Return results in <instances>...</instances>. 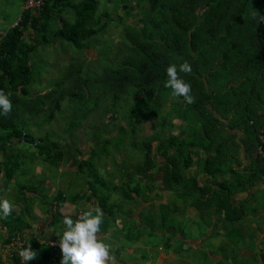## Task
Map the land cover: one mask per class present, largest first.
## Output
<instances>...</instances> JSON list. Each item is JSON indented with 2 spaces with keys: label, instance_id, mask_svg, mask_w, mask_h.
Masks as SVG:
<instances>
[{
  "label": "trees",
  "instance_id": "1",
  "mask_svg": "<svg viewBox=\"0 0 264 264\" xmlns=\"http://www.w3.org/2000/svg\"><path fill=\"white\" fill-rule=\"evenodd\" d=\"M50 0H44L48 2ZM72 8V21L60 18L61 25L55 35L77 47L93 37L99 25L94 0H54ZM140 16L134 29H125L129 41L123 49H117V64H108L101 73L85 74L74 62H69L54 85L44 91L32 93V67L28 62L34 45L23 41L24 30H36L45 38L48 13L38 16L24 10L17 23L0 38V89L12 103V110L3 115L0 110V152H6L8 139L28 141L21 124L25 117L41 115L51 121L65 99L83 102L85 115L99 109L104 100L117 105L129 90H140L135 106L155 113L163 98L173 95L165 87L166 69L171 64L187 61L191 72L179 73L191 85L195 103L187 104L182 96L183 117L194 121V128L185 135L152 137L142 140V151L137 173L153 180V173L160 174V189L182 191L190 205L199 210H216L229 222L241 219L245 207L233 201V193L248 192L264 181V156L257 150L260 143L264 151V139L258 132L264 128V0H137ZM134 110L130 114H134ZM158 150H154V142ZM257 141V143H256ZM231 151L227 152L226 146ZM38 153L45 161L57 162L62 153L40 138ZM190 147L201 153L199 169L183 175L192 164ZM51 152V153H50ZM247 163L241 161V153ZM161 158L157 160V157ZM0 172L3 180L14 179L21 166V156L4 155ZM239 168H233L231 162ZM88 166L92 181L103 185L100 176L87 160L78 165L80 170ZM230 174V178H221ZM89 180V190L96 207L104 215L111 216L115 203L109 202L107 193H98ZM147 186H150L147 184ZM64 196L55 195L58 206ZM168 202L159 204L162 227L171 215ZM75 220L76 215H67ZM3 222L9 229V238L20 233V217L12 211ZM33 260L41 257V244L36 237L27 239ZM9 258V250L7 249ZM31 260V261H33ZM22 264V263H18Z\"/></svg>",
  "mask_w": 264,
  "mask_h": 264
},
{
  "label": "rangeland",
  "instance_id": "2",
  "mask_svg": "<svg viewBox=\"0 0 264 264\" xmlns=\"http://www.w3.org/2000/svg\"><path fill=\"white\" fill-rule=\"evenodd\" d=\"M79 1L70 0L72 4ZM94 1L97 6L95 13L99 16L96 25L99 28L93 37L85 40L83 47H77L55 35L61 25V17L69 21L75 18L72 8L61 2L50 0L44 4L42 11L48 13L45 38L30 27L24 30V43L34 45L28 55V62L32 67L29 87L32 93L50 89L69 62L76 63L85 74L101 73L104 66L119 62L116 51L123 49V42L129 41L124 28L131 30L136 27L141 15L138 11L139 2ZM23 6L24 0V11ZM8 30L1 29L0 38ZM141 95L140 90H129L117 105H111V100L107 99L99 109L87 115V107L83 102L65 99L51 121H45L41 115L25 117L21 128L26 134L31 133V138L28 141L8 139L9 147L6 152H0V163L6 154L21 156V166L17 168L14 181L29 183L26 188L39 190L45 197L44 202H51L53 205L56 193L61 192L78 207V215L96 208V200L89 190L88 181H92L90 169L88 166L83 167V170L78 168L81 161L87 160L103 181V185L92 181L97 192L107 193L109 202L116 205L111 216H103L100 233H107L109 238L116 237L122 241L128 239L130 244L140 238L141 242L148 245L167 247L178 244L179 252L183 250V244H191L201 238V241L206 242L203 247L207 254L216 256L223 253L219 261L228 258L234 261L235 255H239L241 260H246L249 264H264V188L260 183L246 197L247 214L243 220L227 223L216 210H194L182 191L160 189L159 173H153V180L137 173L142 158L139 147L142 140L156 136L165 138L168 134L183 136L194 128V121L183 117L182 99L169 95L162 99L155 113H149L135 106ZM132 110L134 114H130ZM40 138L61 151L59 161H45L38 153L37 143ZM153 145L157 151L158 142L155 141ZM226 150L230 153V145L226 146ZM188 153L193 162L188 169L183 170L185 177L198 170L201 163L196 156H201L198 150L190 147ZM160 158L161 155L157 160ZM231 166L239 168L234 160ZM221 178L229 179L230 174ZM12 196L8 194V200ZM10 201L14 204V201ZM161 202L171 205V215L166 223L171 224V227L161 226ZM48 217L49 214H44V219ZM36 220L33 213L30 214L31 230H23L19 234L25 239H29V233L38 235ZM205 231L208 232L207 235H204ZM60 233L62 234V230ZM46 237L45 234L40 239L44 242L53 240V237ZM54 239L58 241L59 237ZM112 255L118 258L117 253L112 252ZM50 260L53 261V258ZM46 262L49 261L43 263Z\"/></svg>",
  "mask_w": 264,
  "mask_h": 264
},
{
  "label": "crops",
  "instance_id": "3",
  "mask_svg": "<svg viewBox=\"0 0 264 264\" xmlns=\"http://www.w3.org/2000/svg\"><path fill=\"white\" fill-rule=\"evenodd\" d=\"M22 2L23 0H0V30L3 28L10 29L17 23L21 17V14L23 13ZM246 158L247 156H245L242 152L241 161L243 163H247ZM0 167L2 168L1 163ZM228 175L229 174L226 176ZM0 180V198L9 199L7 198L8 194L11 196L13 195L12 199L10 200L14 201L13 211L20 217L19 222L21 223V227L19 232L23 230H31L30 214L33 213L37 219L36 222L38 225H36V227L38 229V235L37 233H29L28 236L29 238L36 237L38 239L41 244L42 254L41 257H39V262L38 258L36 260L30 261L29 264H60L62 253L60 251L58 241L54 238L61 234L60 230H63L64 228L62 223L64 217L66 215L77 216L76 211H79V209H77L78 207L71 201L70 198L68 199L66 197L63 198L62 202L58 206L56 205V202H54V205L51 202H44L45 197L42 193H40L39 190H30L26 188V185L29 183L25 181L21 183L15 182V178L10 182H5L3 180L2 172H0ZM12 181L14 184L11 185L10 183H12ZM258 186L259 184H257V186L254 188ZM254 188L248 192H234L232 197L233 201L236 204H242L245 207V200L247 199L246 197L251 195ZM28 198H30V201ZM194 210L199 211V209L196 208H194ZM246 212L247 211H245L244 216L247 214ZM44 214H49V217L44 219ZM244 216L234 222L243 220ZM1 218L4 219L5 222H8V219L3 216L2 213H0V264H15L7 257L5 241L9 235V229L5 222L1 220ZM221 218L227 223H231L227 221L222 214ZM46 229L48 231H45ZM207 233L208 232L205 231L204 235H207ZM45 234L47 236L46 238L53 237V240H48L46 242L41 240L40 237ZM99 238L110 246L111 251L113 250V254H118V258L114 256L115 260H119L117 261V264H249L248 261L241 260L239 255H235L234 261L232 258L219 261V259H222L223 253L222 255L216 256L211 255L210 253L207 254L205 248L203 247L205 246L206 242L201 241V238H199L200 241L198 240L192 242L193 244H190V242H187L188 245L183 244V250H180V252V245L178 244H172L171 246L169 245L167 247H163V245H148L144 242H141V238L140 240L134 241V244H130L131 241L128 239H124V241H122L116 237L110 236L109 238L107 233H99ZM52 242H56L57 245H53ZM51 258H53V261L50 260ZM45 261L49 262L43 263Z\"/></svg>",
  "mask_w": 264,
  "mask_h": 264
},
{
  "label": "clouds",
  "instance_id": "4",
  "mask_svg": "<svg viewBox=\"0 0 264 264\" xmlns=\"http://www.w3.org/2000/svg\"><path fill=\"white\" fill-rule=\"evenodd\" d=\"M262 21L264 16L260 15ZM191 72L190 64L185 61L179 65L171 64L166 69L167 80L165 87L172 90L173 95L182 96L187 104L195 103L191 95V85L181 78L179 73ZM0 110L3 115H8L12 110L9 94L0 89ZM13 203L0 198V213L7 217L13 211ZM103 210L99 207L83 211L74 221L70 216H65L62 223L64 228L59 234L58 245L62 253L60 264H117L111 254V248L99 238L103 224ZM22 261L33 260L36 253L28 246L19 253Z\"/></svg>",
  "mask_w": 264,
  "mask_h": 264
},
{
  "label": "built area",
  "instance_id": "5",
  "mask_svg": "<svg viewBox=\"0 0 264 264\" xmlns=\"http://www.w3.org/2000/svg\"><path fill=\"white\" fill-rule=\"evenodd\" d=\"M44 4H45L44 0H24L23 8H24V10L29 11L31 15L38 16L41 13V11L43 10ZM258 138H259V141H263V139H264V128L259 130ZM256 143H257V141H256ZM257 150L261 154V156H264V151L262 150V146L260 143L257 145ZM260 184L262 187H264V181L263 182L261 181ZM80 214L81 213H79L76 216L75 220L78 218V216ZM52 244L57 245L56 242H52ZM5 246L9 250V259L12 262H14L15 264L16 263H24V261H22L20 255H19V253H20V251L26 249L28 246L30 247V244L27 241V239H25L19 233H16L9 238V241L6 243Z\"/></svg>",
  "mask_w": 264,
  "mask_h": 264
}]
</instances>
